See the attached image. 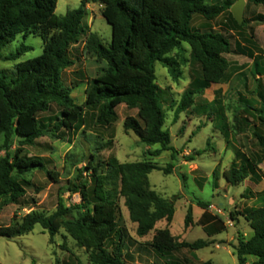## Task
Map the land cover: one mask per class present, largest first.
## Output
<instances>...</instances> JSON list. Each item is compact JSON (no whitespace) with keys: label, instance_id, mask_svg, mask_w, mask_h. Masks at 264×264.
<instances>
[{"label":"trees","instance_id":"1","mask_svg":"<svg viewBox=\"0 0 264 264\" xmlns=\"http://www.w3.org/2000/svg\"><path fill=\"white\" fill-rule=\"evenodd\" d=\"M58 2L0 0V60L3 50L20 35L27 38L29 34H38L44 42L43 53L17 64L13 77L0 72V154L6 152L5 157L0 158V207L16 204L26 195L27 187L31 186L27 179L30 172L40 170L51 180H59V173L49 170L41 158L23 157L21 150L12 157L9 152L17 139L25 145H35L38 139L52 135L53 129L40 120V115L49 112L53 103L61 108L54 129L66 131H77L83 125L87 108H101L97 123L102 127L112 125L120 105L137 109V117L125 119V130L133 132L146 146L159 145L152 156L171 152L172 159L176 160L178 154L172 146L171 132L165 129L162 90L156 83L157 63L171 67L173 61L167 55L186 43L191 48L194 63L201 67V78L184 92L176 105V120L193 106L196 95L229 80V64L223 55L232 53L231 42L221 33L196 31L193 22L196 16L214 21L231 10L236 2L82 0L78 9L64 16L56 13ZM246 2L264 8V0ZM90 4L103 6L101 14L112 27V40L106 46L98 34L91 32L88 35V50L108 66L102 75L90 82L82 106L71 97L72 90L64 86L62 72L74 65L68 53L87 32L83 21ZM233 21L238 27L246 26V21L243 24ZM31 50L23 44L8 59L17 60ZM258 112L259 120L264 124V106ZM258 140L264 147V136H258ZM91 158L86 167L79 169L81 182L69 190L80 195V204L67 207L63 190L55 213L46 215L32 211L21 222L0 226V237L14 240L30 234L39 225L48 231L53 241L64 229L80 247L90 252V264H126V249L130 243L137 242H130L131 238L120 225L117 207L120 198L125 200L131 221L137 224L139 237H146L161 221L172 224L179 196L173 199L160 196L152 189L150 175L154 171L172 174L173 164L162 168L152 161L119 163L112 158L105 164V172L99 173L101 166L95 165L96 156ZM256 166L251 159H243L239 166L233 162L223 175L228 184L237 186L253 177ZM85 172L94 178L92 189L89 181L82 180ZM180 178L185 181L184 176ZM197 203L206 211L210 207L200 200ZM75 211H79L78 216ZM237 215L249 223L254 233L249 239L239 234L234 248L238 264H249V257L255 258L251 264H264V205L242 214L231 213L230 219L237 222ZM192 223L193 211L189 207L185 227ZM214 223L209 226L212 233H221L224 226L221 224L218 228ZM209 245L202 239L194 243L181 242L169 229L157 230L149 243L167 264H191L187 257L173 259L174 254L183 250L197 251ZM76 260L82 264L78 258ZM32 263L36 264L35 261Z\"/></svg>","mask_w":264,"mask_h":264},{"label":"rangeland","instance_id":"2","mask_svg":"<svg viewBox=\"0 0 264 264\" xmlns=\"http://www.w3.org/2000/svg\"><path fill=\"white\" fill-rule=\"evenodd\" d=\"M81 2L59 0L56 13L64 16L78 9ZM225 2L234 3L236 0H206L207 4ZM102 9L100 4L86 7L83 26L87 32L68 53L74 65L62 72L64 86L72 90L71 97L82 106L85 105L90 82L102 75L108 66L86 45L91 32L98 34L106 46L111 43L112 27L102 16ZM233 17L231 10L214 21L195 17L193 28L196 31L221 33L231 42L232 53L223 55L229 64V80L214 84L196 95L193 106L182 113L178 120L175 119L176 105L184 92L201 78V67L194 63L191 48L186 43L167 55L173 61L171 67L163 63L156 65V83L162 90L161 101L166 114L165 129L171 132L172 146L178 154L176 160L172 159L171 152H164L159 157L152 156L160 148L159 145L146 146L133 132L125 130V119L137 117V109L120 105L112 125L102 127L97 123L101 108H87L83 125L77 131H66L54 129L61 108L53 103L49 112L40 115V120L53 129L52 135L38 139L35 145H25L21 139H17L9 152L12 157L21 150L23 157L41 158L49 170L59 173V180H51L40 170L28 173L31 186L27 187L26 195L16 204L1 205L0 226L21 222L32 211L52 215L58 209L63 190L67 207L80 204V195L72 194L69 190L81 182L79 169L92 161V155L96 156L95 165L101 166L99 173L105 172V164L112 158L119 163L152 161L162 168L173 164L172 174L154 171L150 175L152 189L160 196L167 199L179 196L172 224L161 221L146 237H139L137 224L131 221L125 200H118L120 225L131 238L130 242H137L128 245L126 264H165V259L157 257L149 246L159 229H169L181 242L194 243L202 239L210 243L204 249L175 253V260L187 257L191 264L206 261L238 264L233 249L237 246L238 236L241 234L249 239L253 231L242 216L237 215V222H233L230 214H242L264 205L261 196L264 193V147L258 140V136H264V124L260 122L258 112L264 106V8L246 3L243 15L245 27H238ZM23 44L32 50L17 60H9ZM43 44L38 34H29L27 38L18 36L3 50L0 72L13 77L17 64L43 53ZM5 155L3 151L0 158ZM247 158L258 165L253 177L237 186L228 184L224 172L232 167L233 162L239 166ZM180 176H184L185 181ZM82 178L89 181L91 189L94 187L91 173L85 172ZM198 200L210 204L207 211L198 205ZM189 207L193 211V223L186 228L185 218ZM74 214L78 216L79 211ZM209 223L217 224L218 228L223 225L224 229L214 236L212 229L206 226ZM76 258L82 264H90V252L80 247L64 229L53 241L48 231L39 225L30 234L14 240L0 237V264H33V261L36 264H78ZM252 260L249 259V264Z\"/></svg>","mask_w":264,"mask_h":264},{"label":"water","instance_id":"3","mask_svg":"<svg viewBox=\"0 0 264 264\" xmlns=\"http://www.w3.org/2000/svg\"><path fill=\"white\" fill-rule=\"evenodd\" d=\"M246 0H238L236 2V4L232 7L231 12L235 18V20L239 23V24H243L244 22V8L246 6Z\"/></svg>","mask_w":264,"mask_h":264},{"label":"crops","instance_id":"4","mask_svg":"<svg viewBox=\"0 0 264 264\" xmlns=\"http://www.w3.org/2000/svg\"><path fill=\"white\" fill-rule=\"evenodd\" d=\"M243 161V160H242ZM241 161V162H242ZM255 184V183H254ZM260 185H261V182L257 185L258 187H260ZM262 189H264V186H263V188ZM263 193V192H262ZM262 196V198H264V193H263V195H261ZM211 225V223H209V224H207L206 226L207 227H209ZM251 228V227H250ZM251 231H253L252 229H251ZM253 233V232H252ZM217 234H220V233H213V235L215 236V235H217ZM254 234V233H253ZM253 234H252V236H253ZM251 236V237H252ZM213 238V237H212ZM206 241V240H205ZM214 244V243H213ZM210 246V245H209ZM217 247H220L218 244H217ZM234 249V248H233ZM235 250V249H234ZM157 257H159L157 254H155ZM133 259H135V258H133ZM249 259H253L252 261L254 262L255 261V258H253V257H249ZM137 261V263L139 262L138 260H136ZM207 262V261H206ZM212 262V261H211ZM252 262V263H253ZM165 264H167L166 263V261H165Z\"/></svg>","mask_w":264,"mask_h":264}]
</instances>
